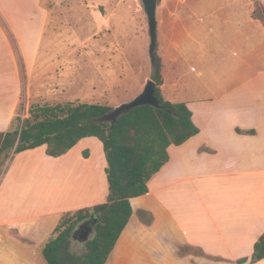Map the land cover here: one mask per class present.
Listing matches in <instances>:
<instances>
[{
	"label": "crops",
	"instance_id": "obj_1",
	"mask_svg": "<svg viewBox=\"0 0 264 264\" xmlns=\"http://www.w3.org/2000/svg\"><path fill=\"white\" fill-rule=\"evenodd\" d=\"M44 1L0 0V133L8 132L12 125L26 80L31 89L32 84L40 83L36 75L43 77L47 73L50 62L44 60L42 46L53 12L44 7ZM258 1L264 7V1ZM232 2L236 4L238 0ZM234 7L239 34L236 39L249 43L251 34H257L261 60H264V23L252 19V5L243 14L241 5ZM200 17H205V13H198L197 18ZM255 23L260 27L251 31V24ZM251 49L252 46L249 52L254 51ZM40 86L46 88L44 84ZM187 90L185 87L180 93L179 102L186 103L193 112V121L200 133L181 146H171L170 160L149 182V193L131 200L134 214L106 264H208L200 253L220 258L224 264H238L240 259L251 258L255 244L264 233V64L236 85L216 92L213 98L189 94ZM208 104L215 112L201 115L198 106ZM236 129L254 130L255 134H239ZM82 142L94 143L102 149V142L97 138H85L78 144ZM85 149L89 150V146H83L82 151ZM70 152L62 157L67 159ZM84 153L90 162V152ZM11 165L2 178L9 173ZM106 168L102 152L99 166L93 165L91 172L86 168L73 181L66 166L55 181V187L62 189L57 195L41 194L30 199L19 194L10 199L18 206H14L17 211L8 219L1 213L10 214V211H0V264H48L43 249L60 216L107 202ZM222 178L239 185L243 193L239 201L225 213L208 210L206 226L195 215L191 216L189 228H184L182 215L185 214L174 212L168 204L170 191L178 185L177 181L189 180L193 188L184 194L200 204L209 198L211 183ZM94 201L97 202L92 204ZM139 210L152 213L151 225L140 220Z\"/></svg>",
	"mask_w": 264,
	"mask_h": 264
},
{
	"label": "rangeland",
	"instance_id": "obj_2",
	"mask_svg": "<svg viewBox=\"0 0 264 264\" xmlns=\"http://www.w3.org/2000/svg\"><path fill=\"white\" fill-rule=\"evenodd\" d=\"M256 1L238 0L233 4L232 0H162L157 15L156 52L162 60V90L167 100L179 102L185 87L189 94L213 98L216 92L236 85L263 67L258 35L251 34L249 43L236 39L239 34L234 5H241L243 14ZM44 7L53 12L42 46L44 60L50 63L46 75H36L40 83L32 84L29 89L30 82L26 80L8 132L17 129L19 118L30 116L33 104L79 102L115 109L132 102L144 91L152 80L154 67L149 23L141 0H45ZM200 12L205 17L197 18ZM259 27L251 24V31ZM249 45L253 52H249ZM41 84L46 88H41ZM198 107L203 116L215 112L211 104ZM6 133H0V148ZM83 146H89V150L83 151L90 152V162L84 158ZM100 146L102 149L94 143L82 142L67 159L58 160L46 155L45 146L8 159L0 156V180L14 162L0 181V211H10V214L1 213L2 217L8 219L17 211L18 203L9 201L16 195L25 194L34 199L36 195L60 193L62 189L55 187V181L66 166L72 177L70 181L81 176L86 168L91 172L93 165L99 166L104 153L102 143ZM222 166L220 160L219 167ZM177 183L170 191L168 204L174 212L185 214L186 218L182 215L184 228H189L191 216L195 215L202 226L208 225V210L225 213L243 194L239 185L222 178L211 183L209 198L198 204L184 194L193 184L189 180ZM91 227L90 238L94 232ZM80 237L71 248L76 253L85 251ZM200 254L208 264L225 263L220 258Z\"/></svg>",
	"mask_w": 264,
	"mask_h": 264
},
{
	"label": "trees",
	"instance_id": "obj_3",
	"mask_svg": "<svg viewBox=\"0 0 264 264\" xmlns=\"http://www.w3.org/2000/svg\"><path fill=\"white\" fill-rule=\"evenodd\" d=\"M251 17L264 23V7L258 0ZM153 67L152 80L156 83L159 108L137 107L118 120L108 121L114 108L106 105L33 104L30 116L24 120L19 118L17 129L6 133L0 148V156L6 159L43 146L48 156L59 158L81 140L91 137L103 144L109 183L107 202L68 212L62 217L43 249L48 264H106L134 214L131 200L149 193V182L170 160L168 149L171 146H181L200 133L187 104L165 98L163 65L157 52ZM236 131L255 134L254 130ZM84 157L88 158V154L84 153ZM137 215L146 225L154 221L150 212L139 210ZM91 226L93 237L85 243V252H72L74 240ZM262 260L264 233L255 244L251 258L237 263L256 264Z\"/></svg>",
	"mask_w": 264,
	"mask_h": 264
},
{
	"label": "water",
	"instance_id": "obj_4",
	"mask_svg": "<svg viewBox=\"0 0 264 264\" xmlns=\"http://www.w3.org/2000/svg\"><path fill=\"white\" fill-rule=\"evenodd\" d=\"M145 9V13L149 23V34L151 39L150 44V56L152 61H154V56L157 51L158 44V20H157V10L162 2V0H141ZM156 83L153 80H149L144 91L132 102L123 104L115 109L109 114L107 120L114 121L120 119L122 116L130 113L133 109L142 106H151L154 108H159V102L155 95ZM92 228L80 237V241L87 242L90 240L92 233Z\"/></svg>",
	"mask_w": 264,
	"mask_h": 264
}]
</instances>
